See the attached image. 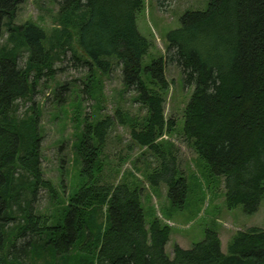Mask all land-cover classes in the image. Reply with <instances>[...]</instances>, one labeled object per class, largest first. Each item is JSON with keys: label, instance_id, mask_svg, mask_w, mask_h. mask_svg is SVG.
<instances>
[{"label": "trees", "instance_id": "1", "mask_svg": "<svg viewBox=\"0 0 264 264\" xmlns=\"http://www.w3.org/2000/svg\"><path fill=\"white\" fill-rule=\"evenodd\" d=\"M23 1L0 0V264H264L260 227L237 231L227 253L217 231L207 228L189 249L175 244L173 256L166 254L171 229L156 217L146 226L143 190L101 178L107 132L126 123L119 110L83 124L76 147L82 183L52 222L34 206L40 189L54 193L41 166L36 111L13 114L16 101L72 49L69 28H76L84 63L103 74L117 66L123 86L146 108L140 124H131V140L157 158L149 185L165 184L170 202L181 207L188 184L179 149L158 141L175 126L165 116L164 92L166 65L177 64L184 86L193 87L182 137L213 176L223 177L227 207L254 214L264 197V0H209L205 10H186L167 33L165 57L147 65L142 60L152 43L137 26L144 0H53L58 29L50 43L38 25L14 23Z\"/></svg>", "mask_w": 264, "mask_h": 264}, {"label": "rangeland", "instance_id": "2", "mask_svg": "<svg viewBox=\"0 0 264 264\" xmlns=\"http://www.w3.org/2000/svg\"><path fill=\"white\" fill-rule=\"evenodd\" d=\"M208 2L144 0L137 15V26L152 46L142 65L149 64L153 58L165 57L167 33L179 27L180 17L186 10H205ZM57 11L58 6L53 0H24L18 7L14 23H34L47 33L49 43L54 42L53 36L58 29L54 24ZM69 32L72 49L54 62L53 74L42 76L32 94L17 100L14 106L13 114L17 117H26L36 111L41 166L44 178L54 188L51 194L39 190L34 203L36 212L49 215L52 222L58 221L70 196L82 183L76 147L83 124L95 123L119 110L126 123L115 122L107 132L99 158L101 178L111 183L126 180L143 190L141 206L146 226L156 217L171 229L165 246L169 257L173 256L175 244L189 249L204 238L207 228L217 231L224 253H227L228 243L237 231L249 227L264 229V197L254 214H246L242 205L229 209L223 177L213 176L192 145L182 137L183 109L193 87L184 86L180 67L167 64L165 68L169 82L164 92L165 116L173 119L175 126L158 139L164 146L169 144L179 149V165L188 192L183 206L178 207L168 199L165 184L149 185L146 177L157 165V158L150 150L131 140V124H140L147 115L146 108L135 101L134 91L123 86L117 66L110 74H103L84 63L87 58L77 45V29L70 27ZM26 59L25 53L19 57L20 66H24ZM86 84L90 86L89 93L85 91Z\"/></svg>", "mask_w": 264, "mask_h": 264}]
</instances>
